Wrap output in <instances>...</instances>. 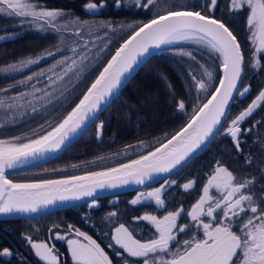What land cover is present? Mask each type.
Returning <instances> with one entry per match:
<instances>
[{
  "label": "snow or ice",
  "instance_id": "obj_1",
  "mask_svg": "<svg viewBox=\"0 0 264 264\" xmlns=\"http://www.w3.org/2000/svg\"><path fill=\"white\" fill-rule=\"evenodd\" d=\"M136 3L148 9L155 6L157 0L146 2L136 0ZM217 3L218 0H210L208 10L214 12ZM116 4L119 7L120 0H116ZM230 4L234 11L245 8L248 10L247 27L249 39L254 45L253 55L264 56V0H230ZM85 7L88 10H95L98 5L89 2ZM0 14L21 18L22 22L27 20L39 23L41 27L51 25L57 30H60L58 21L65 15L59 11L45 10L33 0H0ZM63 27L66 28L67 25ZM185 42L206 48L219 61L217 66L222 70V75L218 77L217 86L213 87V71L210 70V66H206V63L201 64L193 53L185 49L175 50V54L189 57L203 70L200 77L189 73L192 81L189 87L195 89L197 102L194 103L192 114L182 128L170 136L166 133V139L152 150L117 167L62 179H39L23 183L13 182L7 177V170L20 167L30 159L43 157L48 152L60 150L65 142L84 126L90 116L100 109L101 104L113 96L120 88L125 75L134 70L140 58L148 54L150 49ZM72 51L75 53V48ZM86 59L87 56H81L80 65H83ZM38 62L39 59L21 60L18 64L0 69V72L20 71ZM243 63L244 53L237 36L220 20L196 10L168 8L156 12L151 20L139 24L116 49L115 54L99 71L75 107L62 120L51 126L49 131L34 134L35 138L27 139V142H23L22 137L0 139V214L36 212L40 206L53 204L57 200L93 197L97 189L115 188L130 182L144 184L154 174L170 173L177 169L216 134L218 126H222L233 93L238 91L239 95L243 96L249 91L248 86L242 91L238 89ZM77 64L76 59L65 57L46 71L54 73L58 66H64L63 75L56 76L57 80H63L64 76L74 71ZM252 66L259 67L260 59L257 58ZM44 75L45 70L33 73L25 80H21L20 84H27L34 78L38 79ZM48 80L55 83L51 75L48 76ZM32 87V93H21L11 99L15 101L26 95L44 92V89L35 88L34 85ZM210 88L212 91L209 92ZM200 93L206 94L205 99H200ZM45 95L50 93L45 92ZM261 102H264V90L259 92L245 110L231 119L226 134L231 136L237 149L240 143L238 134L241 132L239 125ZM0 104H4V101L0 100ZM177 108L183 112L186 109L185 101H177ZM33 111L36 109L33 108ZM102 129L103 123L97 126L98 136L102 134ZM139 147H145L144 142H141ZM166 183L177 182L172 180ZM251 184L252 182L248 180L237 181L231 171L218 165L203 186V194L186 213L192 224H178V218L184 214L183 209L170 211L163 219H158L154 215H144L137 219L151 222L158 235L141 242L125 224L121 223L115 227L114 234L110 235L108 247L118 246L127 257L139 258L142 264H264V208L258 207L264 205V196L254 199L253 195L244 194L242 190L249 188ZM164 187L165 185H161L152 192L141 193L131 203L135 205L140 203L142 198H152L158 207H163L165 202L161 199V192ZM193 187V181L183 184L185 190ZM212 190L218 195H212ZM261 192H264V189ZM92 203L94 205L95 202ZM249 212L251 215H248ZM109 215L115 216L116 213ZM203 218H210V222H204ZM67 228V234L60 235L57 232L55 239L66 242L74 264H113L108 254L92 236L72 225H68ZM192 229H202L203 238L192 235L182 243L177 240L180 233L190 232ZM73 234L75 238H71ZM27 239L41 261L45 264H60L59 253L54 245L47 242L36 243L30 237ZM173 243L177 245L175 251H171ZM12 255L8 248L0 250V256ZM116 255L122 256V253L117 252ZM122 259H125V264H129L126 258Z\"/></svg>",
  "mask_w": 264,
  "mask_h": 264
},
{
  "label": "trees",
  "instance_id": "obj_2",
  "mask_svg": "<svg viewBox=\"0 0 264 264\" xmlns=\"http://www.w3.org/2000/svg\"><path fill=\"white\" fill-rule=\"evenodd\" d=\"M190 1L194 4L193 10L202 11L204 15H210L225 23L237 36L244 53V75L239 90L242 91L248 86L249 91L243 96L237 92L218 135L202 152L173 175L177 178V183L164 193L165 203L161 209L149 203L133 205L130 201L135 193H125L95 200L94 205L93 201L87 202L41 217L0 220V250L8 248L13 253L10 257L0 256V264H45L36 256L27 238L48 239L51 231L55 229L53 227L66 229L68 225L92 236L109 255L113 264H125L122 257L126 258L129 264H142L139 258L127 257L118 246L108 247L110 235L114 234L115 227L123 223L133 232L135 238L146 242L158 234L151 222L137 218L183 209L184 214L179 217V223L188 224L186 213L197 202L209 175L218 165L231 171L237 181L252 182L249 188L242 190L244 194H251L254 199L264 195V192H261L264 189V102H261L239 125L242 134L238 149L229 134L223 132L227 123L245 110L259 92L264 90V56L258 57L260 66L257 69H249L251 44L247 40V11L243 9L234 12L230 9V0H218L215 11L206 12L200 9L202 6L197 5L198 0ZM33 2L45 10L63 12L67 18L80 22L96 24L106 22L117 28L131 27L128 32H123L119 36L112 35L110 38L107 35L105 43L100 42L99 38L98 45L94 46L98 56L95 54V57L93 56L95 60L92 62L91 57L87 63L89 69L93 68L80 83L79 80H67L59 85V89L40 100L35 107L21 109L20 105L15 106L12 101L10 118L13 120L0 126V139L22 137L23 141H26L50 130L51 126L58 123L78 102L120 43L130 36L139 24L148 22L154 16L150 7L148 9L140 7L136 0H120L119 7L116 0H33ZM89 2L96 3L98 7L100 4L104 6L98 11L91 12L85 7ZM208 3L210 4V0L202 2L204 7ZM30 24L31 22L27 20L22 22L21 18L0 14V37L12 36L0 40V69L18 64L21 60L39 59L53 53L21 73L0 72V100L4 103H8L10 97H17V93L26 89L17 81L25 80L27 76L40 69H48L58 60L69 56L68 50L58 52L61 34L40 32L35 30V25L33 27V24ZM64 32L67 35L73 33ZM64 38L71 40L66 36ZM177 49H189L201 64L206 63V66H210L215 72L213 87L217 86L218 77L221 76L220 68L217 66L219 61L206 48L193 43L165 49L146 62L117 99L76 143L52 161L9 175L8 178L14 182L58 179L116 167L152 150L166 139V133L170 136L182 128L192 114L194 103L197 102L195 89L189 87L192 83L189 73L200 77L203 70L189 57L175 54ZM199 96L203 100L206 94L200 93ZM179 100L186 103L183 112L178 111ZM3 108L0 104V116ZM33 108L36 111H33ZM1 120L0 117V125L3 123ZM98 123H103L99 138L96 134ZM141 142H144L145 147H139ZM99 157L105 159L99 160ZM93 161L95 163H92ZM189 181L194 182V187L185 190L183 184ZM262 206L258 205L261 208ZM110 213L116 215L110 216ZM198 231L201 229L181 233L183 239L180 238V242L190 239L192 235L196 236ZM53 245L58 249L60 264H73L65 243L55 241ZM176 248L177 245L173 244L171 251H175ZM117 252H121L122 256H117Z\"/></svg>",
  "mask_w": 264,
  "mask_h": 264
},
{
  "label": "rangeland",
  "instance_id": "obj_3",
  "mask_svg": "<svg viewBox=\"0 0 264 264\" xmlns=\"http://www.w3.org/2000/svg\"><path fill=\"white\" fill-rule=\"evenodd\" d=\"M189 1L190 0H157V4L155 6H150V8H151L153 14H155L158 11H161V12L165 11L168 8H175L177 10H181V9H185L186 8V9H192L193 10L194 9V7H193L194 4L191 1H190L191 4H189ZM203 1L204 0H198L197 5H200V6L203 7V8H200L201 10L204 9L206 12H208L209 11L208 9L210 8V4L208 3V4H206V7H204V4H202ZM200 6H198V7H200ZM100 8H102V7H97V9L90 10V11L91 12H95V11H98ZM230 9L232 11H234L231 8V4H230ZM244 10L247 11V16H248V14H249L248 10L246 8ZM239 11H241V10H239ZM239 11H234V12H239ZM30 25H32L33 27L35 25L36 26L35 30H38L40 32H53V33L57 32V33L61 34L60 35V37H61L60 38V43L58 44L59 45L58 52H65L66 50H68L69 51L68 52V55H69L68 57H72V58L76 59L78 61V64H77V67L74 68L73 72H70V73H68V75L64 76L63 80H57L56 76H57V74L63 75V67L64 66H58L54 73L53 72H47L46 71L47 69L38 70L37 72L45 70V75L39 77L38 79L34 78L32 81L28 82L27 84H24L23 86L26 89H24L23 91L17 93L16 96L18 97V95H20L21 93H32L33 92V87H32L33 85L35 86V88L44 89V92H36L33 95H26L22 99H17L15 101H13L11 99V97H10L8 103L1 104V106H3L4 108H3V111L1 112V116H0L1 119H2L1 122H3V123L0 126L6 124L7 122H9L11 120H13V119L10 118L12 107H6L5 105H11L12 101H13V104L15 106L20 105L21 109H24L26 107L28 108L29 106L35 107L39 103V101L42 100V99H38V97L43 96L45 98L47 96V95H45V92L46 93H50V94L53 93L54 91H56L57 89L60 88L59 85L65 83L67 80H69V79H70V81L71 80H73V81L79 80V83H80L82 80H84L86 74L89 73V71L92 70V68H93L92 67L91 69H89L88 68L89 66L87 67V63L89 62L91 57H93L95 54H96L95 55L96 57L98 56V52L94 48V46L98 45L99 38H100V42L105 43V42H107L106 38H105L107 35L109 37L112 36V35L113 36H119L123 32H128L130 30V27H128V28L118 27L117 28V27H113L111 24L106 23V22L105 23H101V24L80 22L79 20H76V19L73 20L72 18H67L65 15H64V17L62 19H60L58 21V27L60 28V30H57L56 28H53L51 25H44L43 27H41V25L39 23H34V22H31ZM63 25H67V27L65 28V27H63ZM64 31H72L73 33H71L70 35H67ZM249 35H250V33H249V29L247 27V40L251 44V45H249V48H250V53L249 54H250V57H251V62H250V65H249V69H252V68L257 69V67H253L252 66L253 63L255 62V60L258 57L253 55L254 45H253L252 41L249 39ZM64 36L69 37L71 40H67L66 38H64ZM11 37L12 36L0 37V40H2L4 38H11ZM73 48H75V50H76L75 53H73V51H72ZM185 50L191 52L189 49H185ZM46 56H48V55H45V56L41 57L42 59L39 58V62L41 60L45 59L44 57H46ZM81 56H87V59L84 61L83 65H80V63H79V60H80ZM94 57L92 58V62L95 60ZM32 66L33 65H30L29 67H32ZM29 67H27V68H29ZM27 68H24L23 70H20V71L8 72V74L21 73ZM210 70H211V68H210ZM49 75L52 76V79H53V81H55V83H52V82H50L48 80V76ZM214 78H215V72L213 71V81H214ZM73 81H72V83H73ZM17 83H20V81H17ZM27 90H28V92H27ZM12 118H14V117H12ZM230 122L227 123V125L225 126V129L223 130L224 134L226 133V129L230 125ZM99 124H101V123H98V125ZM96 130H97V127H96ZM96 134H97V132H96ZM100 136L97 135L98 138ZM173 175L170 176L169 178H167L166 180H164L163 182H161L160 184L156 185V186H152V187H149V188L134 192L135 194H134V197L131 199V201L133 199H135L141 193L152 192L155 189L160 188L161 185H165L164 189L161 192V199L163 200L164 193L170 187L175 185V184H167L166 182L172 181V180H175L177 182V178L176 177L174 178ZM143 203L152 204V205H154L155 208H158V209L163 208V207H158L156 205V203H155V200L152 199V198H147V199L142 198L141 202L138 203V204H143ZM262 208H264V205L262 206ZM152 215L156 216L158 219H163V217L165 215H167V213L162 214V215H157V214H152ZM249 215H250V213H249ZM182 224H184V223H182ZM53 228H55V229L51 231L52 233L49 232L50 235H49L48 239H32L31 237L30 238L32 239L33 242H36V243L47 242L50 245H53V242L60 241V242L66 244L65 241L55 239V235H56L57 232L60 235L67 234L68 228H66V229L57 228V227H53ZM74 228H76V227H74ZM80 231H82V230H80ZM82 232H85V231H82ZM86 234L89 235L88 233H86ZM71 238H75L74 234L72 235ZM55 249H56V251L58 250L56 247H55ZM68 254L70 256L71 262L74 264L73 260L71 259V255H70L69 249H68Z\"/></svg>",
  "mask_w": 264,
  "mask_h": 264
},
{
  "label": "water",
  "instance_id": "obj_4",
  "mask_svg": "<svg viewBox=\"0 0 264 264\" xmlns=\"http://www.w3.org/2000/svg\"><path fill=\"white\" fill-rule=\"evenodd\" d=\"M201 13L203 14V12L201 11ZM213 18V17H212ZM222 22V21H221ZM129 37V36H128ZM127 37V38H128ZM126 38V39H127ZM125 39V40H126ZM124 40V41H125ZM122 41L120 43V45L124 42ZM182 44H193L191 42H185V43H179V44H172V45H162L160 48H152L149 50V53L146 54L144 57L140 58L139 63L134 67V70L130 73V74H126L125 77L122 80V84L120 86V88L113 94L112 97L108 98L105 102H103L101 104L100 109L95 112L94 114H92L90 116V118L85 122L84 126L77 131V133L73 134L69 140H67L65 142V144L61 147L60 150L58 151H53V152H48L46 153L43 157H38L34 160L30 159L26 164L17 167L15 169H10L7 170V177L9 175L15 174V173H19V172H23V171H27L30 170L32 168L44 165L50 161H52L53 159H55L56 157L60 156L65 150H67L71 145H73L74 143H76L81 136L86 132V130L100 117V115L112 104V102L114 100L117 99V97L119 96V94L122 92V90L129 84V82L132 80V78L135 77V75L139 72V70L146 64V62L152 58L154 55L160 53L161 51L171 48V47H175L178 45H182ZM195 44V43H194ZM119 45V46H120ZM118 46V47H119ZM117 47V48H118ZM116 48V49H117ZM115 49V51H116ZM115 51L112 55L115 54ZM111 58V57H110ZM109 58V59H110ZM245 63V62H244ZM244 63H243V67H242V73H241V79L240 82L238 83V89L241 85L242 79H243V75H244ZM107 64V62H106ZM105 64V65H106ZM104 65V66H105ZM103 69V68H102ZM101 69V70H102ZM220 73L222 75V70L220 69ZM95 80V79H94ZM93 80V81H94ZM92 81V82H93ZM91 85V84H90ZM90 87V86H89ZM87 90V89H86ZM238 92V91H237ZM237 92L233 93V98L230 100V103L227 107L226 110V116L227 113L235 99V96L237 94ZM83 96V95H82ZM81 96V98H82ZM80 98V99H81ZM79 99V100H80ZM78 100V102H79ZM77 102V103H78ZM76 105V104H75ZM75 105L73 107H75ZM71 111V110H70ZM67 115V114H66ZM65 115V116H66ZM64 118V117H63ZM62 118V119H63ZM61 119V120H62ZM226 117L224 118L225 121ZM224 124V122H223ZM222 124V126H223ZM222 126H218V129L216 131V134L204 145L201 147V149L197 150L194 154H192L181 166H179L177 169H174L172 172L170 173H162V174H154L153 177L151 179H148L145 181L144 184H135L133 182H130L128 184L125 185H118L115 188H103V189H97L94 196L93 197H81L80 199H69V200H65V201H59L57 200L55 203L53 204H49L46 206H40L38 208V210L36 212H29V213H20V212H13V213H9V214H0V220H12V219H30V218H34V217H41V216H45L48 214H51L53 212L59 211V210H63V209H67V208H71V207H75L78 206L80 204L83 203H87V202H92L101 198H105V197H111V196H117L120 194H125V193H134L137 192L139 190H143L152 186H156L158 184H160L161 182H163L164 180H166L167 178H169L170 176H172L173 174H175L176 172H178L179 170H181L184 166H186L192 159H194L200 152H202L213 140L214 138L218 135L220 129L222 128ZM240 127V126H239ZM241 128V127H240ZM49 131V130H48ZM242 134V129L241 132L238 134L239 139L241 137ZM231 137V136H230ZM233 141V139H232ZM23 142H27L23 141ZM233 144L235 145V142L233 141ZM237 148V147H236ZM117 167V166H116ZM86 174V173H85ZM85 174H80V175H85ZM65 178V177H64ZM58 179H62V178H58ZM14 182V181H13ZM26 182V181H25ZM27 182H32V181H27ZM23 183V182H21Z\"/></svg>",
  "mask_w": 264,
  "mask_h": 264
},
{
  "label": "flooded vegetation",
  "instance_id": "obj_5",
  "mask_svg": "<svg viewBox=\"0 0 264 264\" xmlns=\"http://www.w3.org/2000/svg\"><path fill=\"white\" fill-rule=\"evenodd\" d=\"M206 183H207V181H206ZM205 183V184H206ZM212 195H218L217 193H215V191L214 190H212ZM203 194V193H202ZM201 194V195H202ZM179 219L180 218H178V224H180L179 222ZM204 219V222H210V218H203ZM193 222L191 221V218L190 217H188V224H192ZM198 230V229H197ZM235 230V229H234ZM196 237L197 238H203V232H202V229H201V231H198V233H197V235H196ZM180 238H182L183 239V237H182V234L180 233L178 236H177V240L178 241H180ZM185 240V239H184ZM174 245H175V243H173Z\"/></svg>",
  "mask_w": 264,
  "mask_h": 264
}]
</instances>
